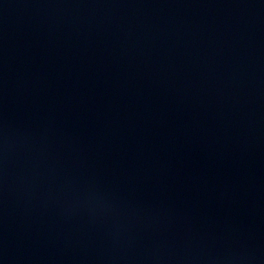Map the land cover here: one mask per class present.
Masks as SVG:
<instances>
[{"label": "water", "instance_id": "water-1", "mask_svg": "<svg viewBox=\"0 0 264 264\" xmlns=\"http://www.w3.org/2000/svg\"><path fill=\"white\" fill-rule=\"evenodd\" d=\"M0 264H264V0H0Z\"/></svg>", "mask_w": 264, "mask_h": 264}]
</instances>
